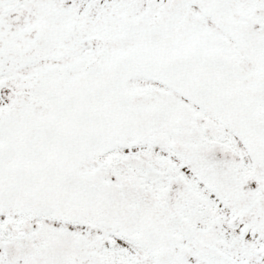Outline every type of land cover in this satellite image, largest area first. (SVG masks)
I'll use <instances>...</instances> for the list:
<instances>
[{"label":"snow or ice","instance_id":"snow-or-ice-1","mask_svg":"<svg viewBox=\"0 0 264 264\" xmlns=\"http://www.w3.org/2000/svg\"><path fill=\"white\" fill-rule=\"evenodd\" d=\"M0 264H264V0H0Z\"/></svg>","mask_w":264,"mask_h":264}]
</instances>
